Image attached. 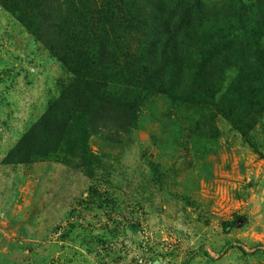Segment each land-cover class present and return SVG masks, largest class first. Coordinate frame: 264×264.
Returning a JSON list of instances; mask_svg holds the SVG:
<instances>
[{
	"label": "rangeland",
	"instance_id": "374dc122",
	"mask_svg": "<svg viewBox=\"0 0 264 264\" xmlns=\"http://www.w3.org/2000/svg\"><path fill=\"white\" fill-rule=\"evenodd\" d=\"M186 262L264 264V0H0V264Z\"/></svg>",
	"mask_w": 264,
	"mask_h": 264
},
{
	"label": "trees",
	"instance_id": "16d2710c",
	"mask_svg": "<svg viewBox=\"0 0 264 264\" xmlns=\"http://www.w3.org/2000/svg\"><path fill=\"white\" fill-rule=\"evenodd\" d=\"M83 71H84L83 70V64L82 63H79L78 66H77V72L79 73V77H82V78L84 77V75H83L84 72ZM82 82L85 84V82L83 80H82ZM237 221H238V218L235 217L233 220H231L229 222H226V224L224 226L225 230L226 231L230 230V228L234 227L237 224ZM139 229H140L139 226L131 227V231L133 233H137L139 231ZM228 247L231 248L232 247V244L231 243H227L223 249L225 250ZM184 264H187V262L184 263Z\"/></svg>",
	"mask_w": 264,
	"mask_h": 264
}]
</instances>
